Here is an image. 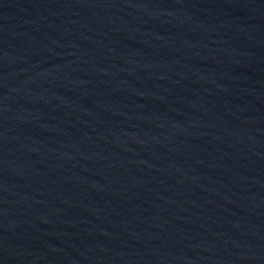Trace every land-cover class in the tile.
<instances>
[{"label": "water", "instance_id": "water-1", "mask_svg": "<svg viewBox=\"0 0 264 264\" xmlns=\"http://www.w3.org/2000/svg\"><path fill=\"white\" fill-rule=\"evenodd\" d=\"M0 264H264V0H0Z\"/></svg>", "mask_w": 264, "mask_h": 264}]
</instances>
